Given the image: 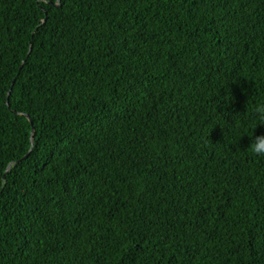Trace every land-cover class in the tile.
<instances>
[{"label":"trees","instance_id":"trees-1","mask_svg":"<svg viewBox=\"0 0 264 264\" xmlns=\"http://www.w3.org/2000/svg\"><path fill=\"white\" fill-rule=\"evenodd\" d=\"M261 102L264 0H0V264H264Z\"/></svg>","mask_w":264,"mask_h":264},{"label":"clouds","instance_id":"clouds-1","mask_svg":"<svg viewBox=\"0 0 264 264\" xmlns=\"http://www.w3.org/2000/svg\"><path fill=\"white\" fill-rule=\"evenodd\" d=\"M248 111L249 109L247 105L246 113H248ZM251 115L255 122L251 125V134L247 135L250 138V145L247 150L256 157H264V133L258 135L254 134L258 125H264V102L255 104ZM235 127H239V125L236 123Z\"/></svg>","mask_w":264,"mask_h":264},{"label":"water","instance_id":"water-1","mask_svg":"<svg viewBox=\"0 0 264 264\" xmlns=\"http://www.w3.org/2000/svg\"><path fill=\"white\" fill-rule=\"evenodd\" d=\"M29 120H30V119H29ZM23 158H24V157H23ZM15 163H17V162H15ZM11 165H12V164H9L8 167H7V169H9V167H10Z\"/></svg>","mask_w":264,"mask_h":264}]
</instances>
